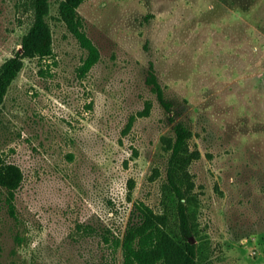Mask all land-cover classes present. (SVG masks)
<instances>
[{
    "label": "rangeland",
    "instance_id": "374dc122",
    "mask_svg": "<svg viewBox=\"0 0 264 264\" xmlns=\"http://www.w3.org/2000/svg\"><path fill=\"white\" fill-rule=\"evenodd\" d=\"M61 1L48 16L54 55L26 58L0 104V152L24 172L15 213L0 207V264H124L115 242L135 203L164 209L161 138L179 120L202 153L200 261L264 264V0L85 1L101 56L84 76L88 51ZM19 3L0 0V65L31 24ZM151 62L170 112L147 83Z\"/></svg>",
    "mask_w": 264,
    "mask_h": 264
},
{
    "label": "trees",
    "instance_id": "16d2710c",
    "mask_svg": "<svg viewBox=\"0 0 264 264\" xmlns=\"http://www.w3.org/2000/svg\"><path fill=\"white\" fill-rule=\"evenodd\" d=\"M85 1L88 0H62L59 5L61 20L88 51L78 69L80 76L86 75L101 56L99 47L85 30L84 18L79 12ZM19 6L31 14L32 20L23 36V51L18 50L0 65V104L23 69L26 58L45 59L54 55V34L48 21L51 0H20ZM147 83L161 104L172 111V102L166 97L153 62ZM150 109L151 102L148 101L139 113L146 115ZM193 137V128L185 120L175 124L173 134L162 136L163 147L169 153L167 176L162 185L165 206L163 211L157 212L145 201L135 203L122 238L115 242L116 248H122L124 264H202L198 244L192 239L197 231L196 211L191 209L197 200V184L191 165L202 156L201 150L192 144ZM159 175L161 171L156 167L151 178ZM23 180L22 168L0 152V207L5 203L15 213L16 195ZM134 185L131 181V188Z\"/></svg>",
    "mask_w": 264,
    "mask_h": 264
},
{
    "label": "water",
    "instance_id": "95a60500",
    "mask_svg": "<svg viewBox=\"0 0 264 264\" xmlns=\"http://www.w3.org/2000/svg\"><path fill=\"white\" fill-rule=\"evenodd\" d=\"M19 51H20V52H22V51H23V46H21V47H20Z\"/></svg>",
    "mask_w": 264,
    "mask_h": 264
}]
</instances>
